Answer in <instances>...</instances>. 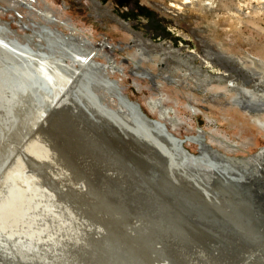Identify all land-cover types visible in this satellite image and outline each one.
<instances>
[{
    "label": "rangeland",
    "instance_id": "1",
    "mask_svg": "<svg viewBox=\"0 0 264 264\" xmlns=\"http://www.w3.org/2000/svg\"><path fill=\"white\" fill-rule=\"evenodd\" d=\"M37 1L39 6H41L40 4L44 3V0ZM96 1L97 3L99 2L100 6L97 5V7L94 3H92V0H48L46 3L47 5H50V7H53L55 10H58L59 8H65L66 14L68 16L66 18L70 20L69 26L61 23L60 20L56 21L58 24L53 23V26L55 25L54 27L56 29L66 32L67 34L73 33L76 36L80 35L84 39L90 40L95 45H97L104 36H107V38L110 39L111 43H121L126 47L125 50H118L117 53L113 54L119 68L117 67V69L113 71L112 67H110V69H107L105 73L116 82L117 86L124 93V95H126L130 100L134 101L138 106H140V108L149 117L158 118L157 112L148 105L149 99H154L155 102L158 101V106L168 107L171 111L168 116L173 119V122L176 126L173 127L171 123L167 122L168 128L176 136L184 139V145L190 152L198 153L200 147L197 146L196 143L187 141L188 137L196 135L200 130H202L203 132H205L207 143H211L214 148H218V150L222 154L225 155V153H227L226 155H229L228 157L233 160V162H236V165L240 167L250 168L253 172L248 176V179H246L243 184L228 185L226 187L227 189H229V191H226L227 194L224 197L220 196L219 199H214L215 203L211 204L212 206L210 207L205 205L206 207H204L205 209L203 210V208L200 207L197 203L204 202V204H206L208 202L209 205L210 199L206 198L205 201H201L199 198V200L195 199L196 194L194 193L195 191H193L195 190L194 187H183V184L177 183L172 179L170 180L169 177L168 179L170 180V182L178 186V189H176L177 191L174 192V190L172 191V189L167 185L159 186L153 183L151 185V181H143L141 176H139L140 174H137L138 170L137 166L134 163V160L138 161L139 166H144L146 162L151 161L150 153L142 150V148L138 144H136V146H130L129 148L123 138L119 137L118 135L111 136L110 134H108L104 127L98 126V129L91 125L90 122H85L84 124L82 123V128L85 129L84 131L88 132L92 139H95L97 141L96 142L94 140V142L96 143L93 142L96 145V148L94 149H91L90 147L86 148V145H84L83 147L81 146L79 147V149H77L76 147H78V144L77 146H74L73 144L63 143L62 141H60V139H58L59 142H57L55 145L51 144L50 139L55 137L57 134L56 132L61 131L62 128L65 129H63L62 131H66V129H69L68 132L70 130L73 132L74 129L72 121L70 120V118L68 119V116L64 115L65 117L63 116L64 118L62 119V121L60 120L62 118V115H59V117L56 116V113L57 115L59 113L58 111L47 119L45 124L46 127L44 126L43 128H46L45 130H47L46 133H48L49 138L51 134L55 132L52 135V138H50L49 140L46 139L47 143H49V145L51 146L52 154L54 153V160H56L57 162L54 163V165L59 166L60 169L68 170V173L70 174L69 176L73 178L75 176L78 177L79 175L82 176V172H87V177H84V180L87 183V194L88 196L90 195L93 198L97 197L96 200H98V204L95 203L97 201L94 199L95 202H90L91 204L88 206L89 209H93L94 213L97 214H88L89 216L87 215V218V216L83 215L80 212L73 219L74 228L76 225H78L80 219L81 221L83 220L82 217L88 219L90 221V225H92L93 222H98V216L106 215L109 217L110 221H112H108L109 224H111L114 228L121 226L123 228L121 230V233H124V235L122 233V235H119L120 237L117 236V238L116 235H114L115 232L113 234H110V232L113 231V228H109L108 230L110 232L108 231V238L112 240L111 245L113 244V246L116 248L118 246L117 249L120 248L119 250H124L125 248H123L122 244L127 243L126 238L132 236L138 224H140L141 221L145 220L147 223H149L150 228L148 229V231L145 230L142 233H138L136 238L135 236H133L135 238L134 242H139L140 245L143 244L145 247H147L148 251L152 253V259L155 257L157 259L158 256V259H162L164 257L163 259L165 260L166 264H192L193 257L199 252L197 250H199V247L202 248L199 242L201 238L206 240L204 242V248L208 253L205 254L208 260H210L209 258L212 257L213 254H217L219 257H222L220 253L222 255H225L230 252L229 250H231L233 246L235 247L236 245H240L241 243L242 245H245L248 242L252 243V245L263 243L264 157H262L258 162H255V160L252 159L250 160V157H252V155L254 154H261V151L264 148V127H262L258 122L254 120V118L256 117L258 120L264 122V71L262 74V89H260V93H258L255 98H252V96L246 93L244 88L241 87H245L248 91H253L254 83H251L250 85L248 84L247 86H241L240 83H243V80H238L241 77V74L231 73L230 78L221 77V73L225 69L222 63L223 61L220 59V57L217 56V54L227 51L228 53L234 55H240L243 57H245L246 55H252L260 58L261 60H264V0H188L187 4L182 5V8L180 10H177L172 5L174 2L183 3V1L181 0ZM33 3L35 7L39 8L37 3H35L34 1ZM16 4L17 3L11 2L10 0H0V21L6 25L8 32L11 35L17 36L23 41L27 37V35L30 36L31 34H36L35 29L40 28L39 23H43V20L40 17L32 15L30 12H28V9H26L27 7H24V5L22 6V4L20 3H18L17 5ZM160 4H162V6H172V9H168L166 11L162 10L161 8H159ZM106 8L111 9V14L113 15V17L105 15L102 18H98L96 13L104 12ZM115 18L126 23L131 22V29L133 30V32H142L143 39L149 40V42L151 41L150 44H146V47L143 46V48H145L150 56L147 61H143L142 67H139V70L135 68V65L132 62V55L136 56L135 59L137 61H139V59L143 60L142 56L140 57L139 54L140 48L142 46L138 45L137 41H134L135 38H133L131 32H129V30L127 29L124 30V26L121 25L119 21H116ZM108 50L109 49H106V52H110ZM96 59L98 60V56L96 57ZM99 60L101 62H104L101 58ZM112 63L113 62H109L108 65H112ZM146 71H148L147 73L156 75L155 83L154 81L152 82L146 77L139 78L141 76L140 73H146ZM230 84H233L236 87L231 88L232 86ZM99 92H101L102 94L104 93V91L102 90ZM237 98H239L240 100H249L250 102H252L251 105L257 109V112L253 113V115L245 113L241 109V105L238 106L237 103H235ZM104 102L108 103L112 107L116 106V103L111 97H104ZM258 105L260 106V108L258 107ZM52 118H54L55 120H53ZM51 119L53 122L51 121ZM56 120L59 122L61 121L62 123L63 120L64 123L67 120H69V122L67 121L68 123L66 122V125H61L62 123H59ZM47 124H50L49 127ZM51 124L53 126L55 125L54 128ZM68 124H70L71 126ZM67 125L68 128H65ZM70 127H72V129H70ZM59 128L61 129L59 130ZM52 129H55V131H52ZM71 131L69 132L70 134L72 133ZM72 136L76 137L75 131L72 133ZM219 138H224L223 140L225 142L227 141V143L224 144H226V148L229 147L227 148L228 150L231 148V145L235 144L238 146L240 145V148L236 149V147H232V151H228L225 149V145L223 146V143H220L218 141ZM57 144L60 145L55 148ZM228 144H230V146H228ZM72 145L73 148L71 149ZM65 148L68 149V151H66ZM233 148H235L234 151ZM43 152H49L47 145L44 146L39 153ZM45 153V156L43 154L41 155L47 158V162H51V160H53L52 157ZM48 156L50 157L48 158ZM118 159L120 160V162ZM34 160L35 159L33 158V161ZM68 161H72V164L70 163L69 165ZM239 162L241 163L239 164ZM127 166H131V168ZM133 167L136 171H132L134 170ZM130 169L131 171H129ZM149 170H151V168H149ZM131 172H133V174ZM137 175L139 178L137 177ZM99 178L101 179V182H98ZM70 181L71 179H69V181L67 182ZM135 181L137 184L134 183ZM116 185L120 187L118 191L119 198L116 197L113 199V193L111 194L110 191L111 187L116 188ZM146 185L147 187H145ZM151 188L152 192L150 191ZM146 189H148V191L150 192H147ZM92 190H95L96 193L94 194ZM142 191H144V193H142ZM128 192H130L131 194H135V196L138 195L139 198L136 199L126 197L127 194L129 195ZM0 194V203L3 202L2 205L0 204V210H2L3 208H7V210H9V215L13 218L18 217L21 214V218L25 219V222L28 220V222L26 223L23 222V224H28H24L22 227L28 226L30 229L33 228V230H36L37 228V230L35 231L36 234L37 232L39 234L42 233L44 236L46 235L44 238L48 240H43V238L41 241H43L44 243H42L41 241L35 243L29 236H27L25 239L21 238L22 241H20L19 239L20 242L18 241V239H16L17 242L15 241L14 243L13 240L17 237V233L14 234L12 227H9L12 231L9 228L7 230L1 231L0 236H2L3 240H5V244L10 246L6 251L7 254L11 252L12 255L11 253L9 255L13 256L14 258L16 257V260L18 259V261L22 262V260L24 259V264H38L39 261V264H41V262L42 264H49L50 262H53L50 264H54L55 262V264H57V262L58 264H68L67 261H69V259L73 257L72 261L70 260L72 263L69 264H73L74 261V264H83L84 261V264L124 263H118L117 261H115L116 259H114L116 258V256L113 255V257L111 255L112 253L106 251L98 253L97 256H94L90 253L91 257L94 256L96 258H91L88 252H86V256L84 255V257L86 258H83V256H80L81 258L78 257L79 255H83L82 252H85L83 250H86L83 249L84 247L81 244L84 245L88 242L87 235H83L81 238V235L83 234L81 233V235L79 236L80 238H78L77 234L79 233H77V231H73V234L71 235L70 228H73V224L72 226H70V228H68V230L66 229L68 232H70L66 233L65 230H63L65 228V220L60 221L61 217L55 216V219L54 217H51L49 219L50 216H53L55 214L54 210L51 209L50 206L48 207L49 210L46 206V210H42L44 208L39 207V205H42L41 203L43 202H38L35 199H31L32 201H30L32 203L30 201H27L28 203L24 201L19 203V196L4 194L3 188H0ZM10 196L12 198H10ZM59 197L57 198V200H54L52 204L57 202L55 204V207L63 211L66 208L67 204L64 203L65 200H63L62 198L63 196ZM5 198L11 201V203ZM123 198H126L128 200H126L127 204L123 205V202L125 201V199ZM14 200L18 201L17 204L15 203L16 201L14 202L15 204L12 203ZM61 201L64 202L62 203ZM115 201L117 202L115 203ZM7 202H9V204H7ZM4 203L6 206H4ZM23 203L25 204L24 206ZM31 204L33 211L30 209ZM7 205H10L12 212H19L18 215L17 213L13 215L14 212L12 213L11 209L9 208V206L7 207ZM18 205L22 212L18 210ZM104 205L107 208H105ZM21 206L23 207L21 208ZM34 206H36L37 208H34ZM213 206H215V210ZM209 208L211 209L209 210ZM191 209L193 212L191 211ZM27 210H29L28 213L26 212ZM199 210L201 213L199 212ZM207 210H209V212ZM23 212L26 214H24ZM42 212L45 214H43ZM85 212L86 210L84 211V214ZM206 212H208L209 215ZM46 215L50 223H52V221L53 224L55 223L54 226L56 225L55 227L57 229L55 228L54 231L56 232V234H58L57 236L61 237L64 234V231L67 235L64 236L63 240H66L65 242L73 241V243L71 244L77 245V247L73 246L75 248L72 247L71 249H69L71 254H69L68 250L65 251V245H63L62 243L63 241L61 242V245L64 251L61 246H56L52 241V243L49 241L51 239L49 237V233L45 231V226L50 223L47 220ZM91 215H94L95 217H90ZM34 216L36 217L34 218ZM199 216H201L202 218L200 217V219ZM93 218L94 220H92ZM165 218H167L169 221L166 222ZM127 221L129 222L126 223ZM213 221L214 224L216 222L217 225H214ZM32 222H34L35 224ZM62 224L63 226H61ZM38 225L39 227H37ZM201 227L206 228L203 229ZM212 227L214 229H212ZM248 228H250L249 231ZM57 230L59 233L57 232ZM61 230L63 233L62 235L60 233ZM225 230L227 231V233ZM190 231L193 232L191 233ZM2 232H4V234ZM74 232H76V234ZM214 232H216V234ZM68 234H70L71 236H69ZM126 234L128 236H126ZM207 234L208 236L205 237ZM10 235L13 237H11ZM74 235H77V237H75ZM186 235L189 236L187 237ZM154 236H156L157 238ZM83 237H86L87 240ZM123 237H125V239ZM210 237H212L213 239H211ZM27 238L29 239V242L31 244L26 243L28 241ZM75 238L78 240V242L81 243L78 244ZM8 239H11V242L13 241L12 244L10 241H8ZM21 242L22 244H20ZM45 242L49 243V245H51L53 249L50 246L45 245L47 244ZM70 242H68L69 245ZM32 244L34 246H32ZM187 245H189V247ZM211 245L212 247L209 248ZM11 246L15 248L17 247L16 252L15 249H13V247ZM18 246H20V249ZM181 246H183L182 249ZM21 247L25 248L22 249ZM43 247L47 248L45 249ZM55 247L57 250L55 249ZM175 248H177V251ZM185 248L189 252L187 254L188 257L186 254H180L183 253L182 251H184ZM247 248L248 250L244 257V264H252L260 261L264 264V256H262L259 251H255L254 253V249L256 247L249 248V246H247ZM39 249L42 251H40ZM49 249L54 250V252L50 251ZM127 249L129 250V248ZM178 249L180 252L178 251ZM21 251L23 252V254ZM161 251L163 252L161 253ZM52 252L55 253L54 256H58L59 258L61 257L60 255H62L60 259L57 257V260L59 259V261H55L56 258H54ZM72 253L75 255V257H77L75 258ZM103 253L104 256L106 255L105 257L102 256ZM64 255L68 258H64ZM176 255H180L182 259H178L179 261L176 260ZM61 259L63 260L62 262ZM172 260H174V262H172ZM223 264L232 263H226L224 261Z\"/></svg>",
    "mask_w": 264,
    "mask_h": 264
},
{
    "label": "bare ground",
    "instance_id": "2",
    "mask_svg": "<svg viewBox=\"0 0 264 264\" xmlns=\"http://www.w3.org/2000/svg\"><path fill=\"white\" fill-rule=\"evenodd\" d=\"M10 1L17 3V4L20 3V4H22V6L24 5V7H27L26 9H28V12H30L32 15H36V16L40 17L43 20V23L40 22L39 23L40 28L35 29L36 34H34V35L31 34L30 36L27 35V37L22 41L17 36L11 35L8 32L6 25L0 21V188H3L4 194H7V195L9 194L11 196H13V195L19 196L20 197L19 203L22 201L28 203L31 199L32 200L35 199L38 202H43V203H41L42 205L44 204L43 206L39 205V207L44 208L42 210H46L45 208L47 207V209H48V207L50 206L51 209L54 210L55 214L53 216H50L48 214L50 216L49 219L51 217L55 216V217H61L62 219L60 218V221L65 220L64 221L65 222V225H64L65 228L63 229V227H62V229L65 230L66 233L68 232L67 231L68 228H70V226H72L73 219L75 218V216L77 214H79L81 212L83 215L87 216L88 214L94 213V210L91 208L89 209L88 206L92 203V201L95 202L97 197L93 198L90 195L88 196V194H87V188H86L87 183L85 182L84 177H87L88 173L82 172L83 173L82 176L79 175L78 177L75 176L73 178V177L69 176L70 174L68 173V170L60 169L59 166L54 165V163H57V162H56V160H54V156H53L54 153L52 154L51 146L46 141V139L49 140L50 138L53 137L52 135L55 132L52 133V131H55V129L54 130L52 129V131H51L52 134L49 132L51 134V136L49 138L48 133H46L47 130H45L46 128L45 129H43V128L46 124L47 119L57 112V107H59L62 102L65 104V106L64 107L62 106L63 107L62 108L63 110L61 109L62 112L60 111L61 113L60 114L58 113V115L56 113V116L59 117V115H62V118L60 119L61 121L65 117L64 115L68 116V119L70 118V120L72 121V125L74 127L73 132L74 131L76 132V137L72 136L73 132L71 130L70 131L72 133L70 134L69 133L70 131L68 132L69 129H66V131H62L64 129V128H62L61 131L56 132L57 134L55 137H53L54 139L53 138L50 139L51 144L55 145L57 142H59L58 139H60V141H62L63 143L73 144L74 146H77V144H78V147H76L77 149H79V147H81V146L83 147L84 145H86V148L90 147L91 149H94V148H96V145L94 143H96L97 141L95 139H92V137L89 135L88 132L84 131L85 129L82 128V123L84 124L85 122H90L91 125H93L96 128H98V126L104 127L106 129V131L108 132V134H110L111 136L118 135L119 137L123 138L129 148H130V146H136V144H138L142 148V150L147 151V152L152 154V156L150 157L151 161L146 162V159H145L146 163L144 166H139L138 161L133 159L135 165L137 166V170H140L142 172V170H144L147 166H149L148 168H151L152 170L158 172L159 174L164 173L167 176V178L170 177V180L172 179L173 181H176L177 183L183 184V187H187V188H188V186L194 187L195 190H193V191H195L194 193L196 194L195 199L199 198L201 201H205L206 198H209L210 199L209 205H208V202L206 204H204V202L203 203L199 202L200 204L197 203L200 207L203 208V210L205 209L204 207H206V206H208V207L212 206L211 204L215 203L214 199H219L220 196L224 197L227 194L226 191H229V189L226 188L228 185L243 184V182H245V180L248 179V176L252 174L253 171L250 168L240 167V166L236 165L235 164L236 162H233V160H231L228 157L229 155L228 156L226 155L227 153H225V155H224L218 150V148H214V146H212L211 143H207L206 142L207 138L205 136V132H203L202 130H200V131L198 130L199 132L196 135H192V136L188 137L187 141L196 143L197 146L200 147V150L198 153L190 152L184 145L185 141H183V143L181 144V140H184V139L180 138L179 136H176L168 128L167 122L171 123L173 127H176L174 122H173V119L168 116L171 113V111L168 107L158 106V104H159L158 101L155 102L154 99H149L148 100L149 107L154 109L158 114V118H151L140 108V106H138L134 101L130 100L126 95H124V93L117 86L116 82L113 79H111L109 76H107V74L105 73L107 69H110V67H112L113 71H115V69H117L118 64H117L116 60L114 59L113 54L117 53L118 50H125L126 49V47L123 46L121 43H119V44L111 43L110 39L107 38V36H104L103 39L100 40L97 45H95V44H93V42H91L88 39H84L80 35L76 36L73 33L67 34L66 32H63V31H60L59 29H56L54 27L55 25L53 26V23H55V24L57 23L56 21L60 20L61 23L69 26L70 20L66 18L68 16L66 14L65 8H63V9L59 8L58 10H55L53 7H50V5H47L46 2L48 0H44V3L40 4L41 6H39V4L37 3L38 2L37 0H10ZM33 1L38 4L39 8L35 7ZM181 1H183V3L182 2L181 3L180 2L179 3L174 2L172 6L174 8H176L177 10H180L182 8V5L187 4L188 0H181ZM95 2L97 3L96 0H92V3H94L96 6L97 5L100 6L99 2L97 4ZM172 6L168 7V6H164V5L162 6V4H160L159 8L166 11L168 9H172L171 8ZM174 11H176V10H174ZM111 13H112L111 9L106 8L104 10V12H98L96 14H97L98 18H102L105 15H109V16L113 17V15ZM30 18H33V17H30ZM116 21H119V23L124 26V28H123L124 30L125 29L129 30V32H131L133 38H135L134 41H137L138 45L142 46L141 48L139 46V48H140L139 54H140V57L142 56L143 60L139 59V61H137L135 59L136 56L132 55V57H133L132 62L135 65V68L139 70V67L140 68L142 67L143 61H145V60L147 61L149 56H150L148 54V52L145 50V48H143V46L146 47V44H150L151 41L149 42V40H144L142 32H139V33L133 32V30L131 29V22L126 23V22H123L122 20H117V19H116ZM38 22H39V20H38ZM137 42H135V43H137ZM167 46H168V44H167ZM106 49H109L108 51H110V52H106ZM190 53H192V52H190ZM97 56H98V60L96 59ZM217 56L220 57V59L223 61L222 63L224 65V69H225L221 73V77H224V78L229 77L230 78L231 73H239V74H241V77L238 80L239 81L243 80V83H240L241 86H244V85L247 86L248 84L250 85L251 83H254L253 91H248V90H246L245 87H241V88H244L246 93L250 94V96H252V98H255L256 95L258 93H260V89H262L261 84H263L262 83V74L264 71V60H261L260 58L252 56V55H246L245 57L240 56V55H234V54L228 53L227 51L223 52V53H219V54H217ZM100 58L104 62H107V63L101 62L99 60ZM109 62H113L112 65H108ZM147 72L148 71H146V73H140L141 76L139 78L146 77V78L150 79L152 82L154 81V83H155L156 75L151 74V73H147ZM138 76H139V74H138ZM230 85L232 86L231 88L236 87L233 84H230ZM101 90L104 91L103 94L101 92H99ZM104 97H109V98L111 97L113 99V101L116 103V106L112 107L108 103H105ZM235 103H237L238 106L241 105L240 106L241 109L247 114L253 115V113L257 112V109L251 105L252 102H250L249 100H240L239 98H237ZM258 107L260 108L259 105H258ZM196 111H198V110H196ZM65 112H67V113H65ZM52 119L55 120L54 118H52ZM52 119H51V121H52ZM254 120L256 122H258L262 127H264V122L258 120L256 117L254 118ZM67 121L69 122V120H67ZM57 122H59V121H57ZM59 123H56V124H59ZM65 123L63 120V123L61 125H64ZM47 125L49 127L50 124H47ZM68 125H70V124H68ZM68 125L65 128H68ZM54 126H53V128H54ZM56 127H57V125H56ZM60 129L61 128H59V130ZM70 129H72V127H70ZM138 137L143 139L145 142H147V144L144 142H141L138 139ZM43 138H44V140H43ZM223 139L224 138H219L218 141L220 143H223V146L225 145V149L228 150L227 148H229V147L226 148V144H224V143H227V141L225 142ZM94 140L96 142H94ZM214 140H213V142H214ZM46 145H47V148L49 150V152H46V153L48 155H50L53 159V160H51V162H47L48 161L47 158H45L41 155V154L44 155L45 152L39 153L40 150ZM59 145L60 144H57V146L55 148H57ZM73 145L71 146V149L73 148ZM228 146H230V144H228ZM239 146L235 144V145H231V148L236 147V149H237V148H240ZM97 147H98V143H97ZM231 148L229 150H231ZM234 149L235 148H233V151H234ZM65 150L68 151V149H66V148H65ZM80 150H81V148H80ZM50 156H48V158ZM262 157H264V148L262 149L261 154L252 155V157H250V160L252 159V160H255V162L256 161L258 162V161H260V159ZM33 158L35 159L34 161H33ZM146 158H147V156H146ZM113 160H115V159H113ZM71 162L68 161L69 165ZM119 162H120V160H119ZM126 163H128V162H126ZM240 163L241 162H239V164ZM248 164H247V166H248ZM130 165H132V164H130ZM127 167H129V166H127ZM129 168H131V166ZM129 171H131V169ZM132 171H136L135 168ZM122 172H123V170H122ZM131 173L133 174V172H131ZM137 174H139V171ZM122 175H126V174H122ZM139 176H141V175H139ZM137 177H138V175H137ZM69 179H71V181L67 182V181H69ZM133 180H134V178H133ZM98 182H101L100 178L98 179ZM134 183H136V181ZM148 183H150V182H148ZM98 185H100V184H98ZM151 185H152V182H151ZM116 186H117L116 188L111 187V191H110L111 194L113 193L112 194V196H114L113 199L119 196L118 191H119L120 187H118V185H116ZM145 187H147V185ZM148 189H146L147 192H150L152 190V188L150 189V191H148ZM137 190H138V187H137ZM261 190H263V189H261ZM92 191L94 194L96 193L95 190H92ZM144 191H142V193H144ZM138 192H140V191H138ZM128 193L131 196H129L127 194L126 197L136 198V199L139 198L138 195L135 196V194H131L130 192H128ZM11 196H10V198H12ZM59 196H63L62 198H63V200H65V202L64 201L63 202L67 204L66 208L64 207L65 209L63 211L59 210V208L55 207L56 206L55 204L57 202L52 204L53 201L57 200V198ZM59 198H61V197H59ZM5 199H7V198H5ZM123 199H125V201L123 202V205L127 204L128 200L126 198H123ZM263 199H264V197H263ZM1 200H2V198H1ZM15 201L16 200H14L12 203H14ZM96 201L97 202H95V203L98 204V200H96ZM130 201H133V200H130ZM9 202L11 203V201H9ZM9 202H7V204H9ZM17 202L18 201H16L15 203L17 204ZM116 202L117 201H115V203ZM0 204L2 205L3 202ZM19 205H18V210L21 211V209L19 208ZM24 205L25 204L23 203V206ZM33 205H34V201H33ZM61 205H64V204H61ZM215 205H217V204H215ZM4 206H6L5 203H4ZM8 206L10 208V205H7V207ZM23 206H21V208ZM110 206H112V205H110ZM30 207H31L30 209L32 210L33 209L32 204ZM214 207L215 206H213V208ZM14 208H16V207H14ZM34 208H37V207L34 206ZM84 208L86 210L85 214H84V211H85ZM105 208H107V207L105 206ZM115 208H116V206H115ZM194 208H196V207H194ZM24 209H22V210H24ZM210 209L211 208H209V210ZM36 210H38V209H36ZM200 210H199V212H200ZM209 210H207V211L209 212ZM214 210H215V208H214ZM214 210H211V211H214ZM8 211L9 210H7V208H3L2 210H0V232L3 230H7L9 227H12L14 234L17 233L16 234L17 237L14 240L11 238L14 241V243H15L16 239H18V241H19V239H20V241H22L21 238L25 239L27 236H29L36 243V242L41 241L46 236V235L44 236L42 233H40V234H42V235H40L38 232L36 234L35 231L37 230V228H36V230H33V228L30 229L28 226L22 227L26 222H28V220L25 222L24 221L25 219L21 218V214H20V216L13 218L12 216L9 215ZM28 211L29 210H27L26 212L28 213ZM191 211H192V209H191ZM11 212H12V209H11ZM13 212H14L13 215H15L17 213L15 211H13ZM208 212H206V213H208ZM18 213H17V215H18ZM24 214H26V213H24ZM43 214H45V213H43ZM94 214H97V213H94ZM195 214H193V215H195ZM208 215H209V213H208ZM215 215H216V213H215ZM36 216H34V218ZM88 216H87V218H88ZM93 216L91 215L90 217H93ZM55 217H54V219H55ZM66 217H67L68 221L66 220ZM90 217H89V219H90ZM127 217H128V215H127ZM190 217H192V216H190ZM200 217L201 216H199V218ZM209 217H212V216H209ZM214 217H216V216H214ZM46 218L49 221L47 215H46ZM120 218H122V217H120ZM174 218H176V217H174ZM82 219H83L82 221L80 219L79 223L77 222L78 225H76L75 228H74V224H73V228H70L71 232L69 231L71 233V235L73 234V231H77V233H79V234H77L78 238H80L79 236L81 235V233H83L81 235V238L83 235L84 236L87 235V237H88L87 238L88 240L86 239V237L85 238L83 237L88 242L86 241L87 243H85L84 245L81 244L84 247L83 249H86V250H83V251H85L84 253L82 252L83 255H79L78 257L83 256V258H86V257H84V255L85 256L87 255L86 252H88L89 255L91 253L92 255L97 256L98 253H100V252L102 253V251H106V252L112 253L111 254L112 256L115 255L116 258H114V259H116L115 261H117L118 263L124 262L127 264H166L165 260L163 259L164 257L162 258L163 260L158 259L159 256L157 257V259H156V257L152 259V257H151L152 253H150L148 251L147 247H145L143 244L140 245L139 242H138L139 244L137 242H134L138 233H142L145 230L148 231V229L150 228L149 223H147L145 220L141 221L140 224H138V226L135 229V232L131 231V232H133L132 236L129 235L130 237L126 238L127 243L122 244L123 248H125V249L119 250L120 248L117 249L118 246L116 248L113 246V244L111 245L112 240H110L108 238V235H109L108 229L112 227V225L109 224V222H112V221H110L108 216H106V215L98 216V222H93V224L91 222L92 225H90V221L88 219L83 218V217H82ZM165 219H166L165 220L166 222L169 221L167 218H165ZM189 219H192V218H189ZM92 220H94V218ZM186 220H187V218H186ZM193 220H194V218H193ZM212 220H213V218H212ZM218 220H219V218H218ZM66 221H67V224H66ZM139 221H140V219H139ZM23 222H25V223L23 224ZM128 222L129 221H127L126 223H128ZM219 222H221V221H219ZM32 223H34V222H32ZM32 223H31V225H32ZM49 223H50V221H49ZM61 223H63V222H61ZM77 223H75V224H77ZM27 224H25V225H27ZM54 224L52 221V223L45 226V228H46L45 231L49 233V237L51 239L49 241L50 242L52 241L53 244H55L56 246L57 245L61 246L62 249H63V247L61 244L63 243V245H65L64 246L65 251L66 250L69 251V249H71L73 246L77 247V245L71 244V243H73V241L65 242L66 240L65 241L63 240L64 236L67 235L64 231H63L64 234L62 233V230L60 231L61 235L63 234L61 237L57 236L58 234H56V232L54 231L56 228L55 227L56 225L54 226ZM213 224H214V221H213ZM182 225H181V227H182ZM214 225H217L216 222ZM57 226H58V224H57ZM61 226H63V224ZM159 226H161V225H159ZM37 227H39V225ZM218 227H219V225H218ZM226 227H227V225H226ZM230 227H232V226H230ZM112 228H113V231L112 232L109 231L110 234L111 233L113 234L115 232L114 235H116V237L119 235L120 236L122 235L123 232L121 233V230L123 228L121 226H118L115 228L112 227ZM201 228H203V227H201ZM204 228H206V227H204ZM9 229L11 230V228H9ZM59 229H60V227H59ZM186 229H188V228H186ZM212 229H214V228L212 227ZM216 229H217V227H216ZM249 229L250 228H248V231H249ZM208 231H210V230H208ZM220 231H219V233H220ZM57 232H58V230H57ZM2 233L4 234V232H2ZM74 233L76 234V232H74ZM214 233L216 234V232H214ZM226 233H227V231H226ZM68 235L71 236L70 234H68ZM77 235H74V236L77 237ZM123 235H124V233H123ZM224 235H225V233H224ZM126 236H128V235L126 234ZM133 236H135V238ZM196 236H197V234H196ZM207 236H208V234L205 237H207ZM11 237H13V236H11ZM154 237H156V236H154ZM212 237H210V238L213 239ZM4 238H5V236H4ZM123 238L125 239V237H123ZM10 240L8 239V241H10ZM26 240H24V241H26ZM43 240H46V238H44ZM46 241H48V240H46ZM84 241H83V243H84ZM122 241H124V240H122ZM205 241L206 240L202 239V238L199 240L202 248L199 247V250H197L199 252L194 257L192 256L193 257L192 264H208V262H206L207 259L205 260V258H206L205 254L207 253L205 251V248H204V246H205L204 242ZM12 242H11V244H12ZM41 242L44 243L43 241H41ZM68 242H70V245ZM77 242H78V240H77ZM5 243L6 242H5V240H3V237L0 236V263L3 262V263H7V264L8 263H12V264H22L23 263L24 264L25 263L24 259L22 260V262H20V261H18V259L17 260L15 259L16 257L14 258L13 256H11L12 255L11 252H10L11 255H9L10 253L7 254L6 251L9 249L10 246L5 244ZM26 243H30L29 239ZM42 243H41V245H42ZM45 243H47V242H45ZM79 243H81V242H78V244ZM263 243L255 244V245H252V243H249V242L245 245L244 244L242 245V243H241L240 245H236L235 247L233 246L232 249L238 250L239 251L238 253L241 254L243 252L245 253V249H247V246L254 247V248L256 247L255 248L256 250L253 248L254 253H255V251H259L260 254H262V256H264V249H263L264 244ZM20 244H22V242ZM171 244H172V242H171ZM45 245L51 247V245H49V243H47ZM55 245H52V246H55ZM189 245H187V246L189 247ZM13 246H17V245H13ZM13 246H11V247H13ZM23 246H25V245H23ZM32 246H34V245L32 244ZM18 247L20 249V246H18ZM66 247H67V249H66ZM75 247H73V248H75ZM182 247L183 246H181V249H182ZM211 247H212V245L209 248H211ZM16 248L13 247V249H15V252H16ZM24 248L25 247H23L22 249H24ZM43 248L46 249L47 247H43ZM127 248H129V250ZM193 248H195V247H193ZM222 248H223V246H222ZM52 249H49V250L54 252V250H52ZM55 249H56V247H55ZM58 249H60V248H58ZM62 249H60V250H62ZM175 249L177 251V248H175ZM90 250H91V252H90ZM126 250H128V251H126ZM40 251H42V250H40ZM63 251H64V249H63ZM178 251H179V249H178ZM162 252L163 251H161V253ZM182 252L183 253H180L182 255L183 254L187 255L189 253L186 248ZM223 252H226V251H223ZM65 253H67V252H65ZM77 253H80V252H77ZM22 254H23V252H22ZM25 254H26V251H25ZM54 254L55 253H53V256H54ZM69 254H71L70 251H69ZM220 255L222 257H219L217 254H213L212 257H214L215 260L213 259L212 262H210V264H213V263L214 264H223V262H224L223 256H225V255L224 254L222 255L221 253H220ZM49 256H51V255H49ZM60 256L62 257V255H60ZM94 256H92V257L96 258ZM102 256H104V253L102 254ZM57 257L54 256V258H56L55 261H59V259L61 258V257L60 258L58 257L59 259L57 260ZM65 257L68 258L67 256L64 255V258ZM74 257H75V255H74ZM90 257H91V255H90ZM187 257H188V255H187ZM230 257H232V256H230ZM72 258H70L69 261L70 260L72 261ZM180 258H181L180 255L175 256L176 260H178ZM62 259H61V262L63 261ZM67 260H65V261H67ZM37 261H39V260H37ZM69 261H67L68 264L72 263L71 261L70 262ZM86 261H87V259H86ZM29 262H31V261H29ZM74 262H73V264H74ZM84 262H83V264H84ZM113 262H114V260H113ZM172 262H174V260H172ZM39 263H40V261H39ZM50 263H53V262H50ZM244 263H245V261L243 259V260H241V262L239 264H244ZM41 264H42V262H41ZM57 264H58V262H57ZM75 264H77V263H75ZM252 264H263V263L260 261V262H255Z\"/></svg>",
    "mask_w": 264,
    "mask_h": 264
},
{
    "label": "water",
    "instance_id": "3",
    "mask_svg": "<svg viewBox=\"0 0 264 264\" xmlns=\"http://www.w3.org/2000/svg\"><path fill=\"white\" fill-rule=\"evenodd\" d=\"M65 106V104L62 102L61 103V105L59 106V107H57V112L59 111V113H61L60 112V110L63 108V107ZM132 134V133H131ZM138 139L141 141V142H144V143H146L147 144V142H145L143 139H141V138H139L138 137ZM183 141L184 140H181V144L183 143ZM151 154V153H150ZM151 156H152V154H151ZM139 171V174L141 175V178L143 179V180H149V181H151L152 183H154V184H156V185H159V186H165V185H167V186H169L171 189H172V191L174 190V192L175 191H177L176 189H178V186L176 185V184H174V183H172V182H170V180L167 178V176L163 173V174H159L158 172H156V171H154V170H149V168H148V166L144 169V170H142V172L140 171V170H138ZM169 181V182H168ZM167 190V189H166ZM151 192H152V190H151ZM249 248H251V247H249ZM245 249V248H244ZM247 250H248V248L247 249H245V253L243 252V253H241V254H239L238 252V250H236V249H232L229 253H227V254H225V256H223L224 258V261L227 263V262H230V263H232V264H239L240 262H241V260H243L244 259V257H245V255H246V252H247ZM230 256H232V257H230ZM243 258H242V257ZM206 257V256H205ZM241 257V258H240ZM207 259V257L205 258V260ZM210 260H206V262H208V264H210V262H212V260L214 259L213 257H210L209 258ZM215 260V259H214ZM0 264H7V263H0ZM8 264H12V263H8ZM214 264V263H213Z\"/></svg>",
    "mask_w": 264,
    "mask_h": 264
}]
</instances>
